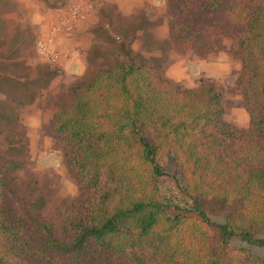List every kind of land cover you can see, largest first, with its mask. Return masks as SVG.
Segmentation results:
<instances>
[{"label":"trees","instance_id":"obj_1","mask_svg":"<svg viewBox=\"0 0 264 264\" xmlns=\"http://www.w3.org/2000/svg\"><path fill=\"white\" fill-rule=\"evenodd\" d=\"M169 10L179 49L206 56L231 41L248 126L224 121L218 84L184 87L139 53L86 72L48 130L64 145L85 215L57 229L40 205L5 212L15 165L0 164V264H264L229 243L264 247V0H169ZM160 154L178 168V202L160 197Z\"/></svg>","mask_w":264,"mask_h":264},{"label":"rangeland","instance_id":"obj_2","mask_svg":"<svg viewBox=\"0 0 264 264\" xmlns=\"http://www.w3.org/2000/svg\"><path fill=\"white\" fill-rule=\"evenodd\" d=\"M73 10L80 14L75 16ZM60 19L74 21L72 30L57 27ZM170 19L169 0H0V164L15 165L5 179V212L40 205L41 216L57 229L84 217L64 145L48 130L59 107L69 103V86L86 72H98L115 59L126 60L124 52L139 53L137 59L160 67L184 87H195L201 80L218 84L224 121L236 128L248 126L237 83L241 62L229 51L231 41L224 39L218 51L206 56L181 50L169 37ZM50 36L55 38L52 45L64 51L57 64L42 60L36 47L38 38ZM68 53L75 60L61 63ZM50 65L57 72L51 77ZM158 161L164 172L158 179L161 199L180 201L178 168L165 154ZM210 218L224 220L222 214ZM229 243L264 261V247L235 237ZM28 262L43 264L32 258Z\"/></svg>","mask_w":264,"mask_h":264},{"label":"built area","instance_id":"obj_3","mask_svg":"<svg viewBox=\"0 0 264 264\" xmlns=\"http://www.w3.org/2000/svg\"><path fill=\"white\" fill-rule=\"evenodd\" d=\"M77 11V10H76ZM73 14L75 16L79 15L80 13L74 12ZM57 27H62L64 31H71L72 28L74 27L75 23L72 20H65V19H60L57 22ZM54 34V33H53ZM57 34V32H56ZM55 42L54 36H50V38L44 40L42 38H38L36 42V47L38 50V53L41 55L42 60L48 61L53 64H57V62L60 60L62 52H64L61 47H54L52 44Z\"/></svg>","mask_w":264,"mask_h":264},{"label":"crops","instance_id":"obj_4","mask_svg":"<svg viewBox=\"0 0 264 264\" xmlns=\"http://www.w3.org/2000/svg\"><path fill=\"white\" fill-rule=\"evenodd\" d=\"M70 54H72V53H68L67 54V57H68V59H66V60H63V61H61V63L63 62V64L66 62V63H68V62H70V61H74L75 59H73V58H71V55ZM68 55H70V56H68ZM73 55L74 54H72V57H73ZM61 67H64L62 64H59ZM66 65V64H65Z\"/></svg>","mask_w":264,"mask_h":264}]
</instances>
